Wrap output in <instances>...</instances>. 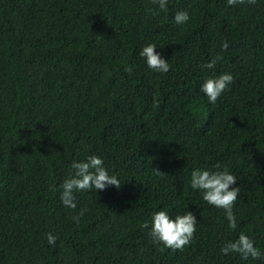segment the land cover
<instances>
[{
    "label": "trees",
    "instance_id": "obj_1",
    "mask_svg": "<svg viewBox=\"0 0 264 264\" xmlns=\"http://www.w3.org/2000/svg\"><path fill=\"white\" fill-rule=\"evenodd\" d=\"M150 41L166 73L138 55ZM223 71L209 104L200 84ZM90 152L121 184L68 208L57 186ZM218 161L238 176L235 229L188 185ZM161 206L197 216L182 250L141 227ZM240 231L264 249V0H0V264H264L219 251Z\"/></svg>",
    "mask_w": 264,
    "mask_h": 264
},
{
    "label": "clouds",
    "instance_id": "obj_2",
    "mask_svg": "<svg viewBox=\"0 0 264 264\" xmlns=\"http://www.w3.org/2000/svg\"><path fill=\"white\" fill-rule=\"evenodd\" d=\"M239 2L240 0H226L227 5ZM249 2H254V0H249ZM152 3L156 4L159 9L167 8V0H152ZM172 19L176 25H183L189 20V13L187 10H177ZM156 45L151 41L145 43L140 48L138 55L143 58L148 69L153 72L166 73L170 64L160 52L155 50ZM221 47H228L227 40L221 44ZM215 63L216 59L211 58L205 62L203 67L211 69ZM131 70V66L125 67V71L130 72ZM233 79V74L230 71L208 75L200 84L199 90L209 104H215L217 98L230 87ZM237 179L238 176L226 165L221 166L219 161L214 168L194 166L189 172V187L199 191L202 200L207 204L223 209L229 229L237 227V216L233 211L234 202L240 193V185L236 183ZM120 184L118 174L106 166L103 156L90 152L71 161L69 174L57 187L60 189L61 203L74 209L77 206L76 192L86 190L96 192L110 185L118 188ZM85 211V208H81L73 216V220L78 221ZM197 222V216L191 210L185 209L170 216L169 209L166 206H161L151 213L150 221H145L141 227L148 229L153 243L165 248L182 250L193 240ZM45 238L49 245H54L57 241L56 234L51 231L45 233ZM219 251L222 254L239 253L242 259L264 257V249H261L252 236L244 231H240L234 239L225 241Z\"/></svg>",
    "mask_w": 264,
    "mask_h": 264
}]
</instances>
